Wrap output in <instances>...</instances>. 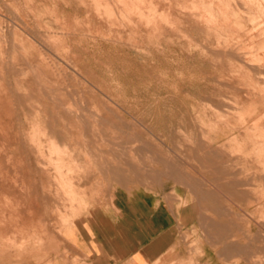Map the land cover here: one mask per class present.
I'll use <instances>...</instances> for the list:
<instances>
[{"label":"rangeland","instance_id":"1","mask_svg":"<svg viewBox=\"0 0 264 264\" xmlns=\"http://www.w3.org/2000/svg\"><path fill=\"white\" fill-rule=\"evenodd\" d=\"M102 1L0 0V127L20 141L0 149V190L13 189L0 191L1 264H53L75 212L100 189L131 188L133 166L153 162L146 154L194 176L182 188L200 192L198 157L217 131L223 155L264 172V0H132L114 22ZM251 188L250 230L238 215L236 236L264 264V180ZM178 230L189 264H201V217Z\"/></svg>","mask_w":264,"mask_h":264},{"label":"crops","instance_id":"2","mask_svg":"<svg viewBox=\"0 0 264 264\" xmlns=\"http://www.w3.org/2000/svg\"><path fill=\"white\" fill-rule=\"evenodd\" d=\"M218 137L215 131L209 149L198 157L200 192L182 188L185 180L194 176L179 172L175 163H158L156 167L153 155L146 154L153 162L133 166L131 188L122 182L117 190L100 189L101 195L88 199L81 212H75L72 223L62 233V245L56 244V253L51 256L53 264H189L187 244L181 241L178 226L181 220L196 216L201 217L202 224V237L194 235V239L203 241L199 263L231 264L228 260L234 259L237 264L238 258V264H255L254 244L250 240L240 242L236 235L240 227L238 215L245 214L250 230L246 215L252 208L248 202L252 197L251 183L264 180V172L258 169L250 174L248 171L255 169L254 162L250 163L243 154L223 155L227 139ZM155 171L164 174L159 176V183ZM170 187L179 197H174L173 206L168 205L172 204L167 191ZM194 194L200 201L201 213L192 202ZM262 242L264 251V238ZM14 258L5 261L19 264Z\"/></svg>","mask_w":264,"mask_h":264},{"label":"bare ground","instance_id":"3","mask_svg":"<svg viewBox=\"0 0 264 264\" xmlns=\"http://www.w3.org/2000/svg\"><path fill=\"white\" fill-rule=\"evenodd\" d=\"M63 2L62 3H64V0H62ZM134 1H136V0H134ZM134 1H132V0H103L102 2H101V6H104V7H106V9H105V13H107L108 14V18L111 20V22H114V19L112 18L113 17V13L114 12H116V11H120V12H128V11H131V9H132V7L130 6V4H133V2ZM112 6V7H111ZM138 9V8H137ZM154 10V8H151V10ZM149 11H150V9H149ZM99 12V11H98ZM137 13L139 14V16L140 15H142L141 17H145L146 18V21L147 22H149L151 19H150V15L148 14V15H144V14H142L141 12H138L137 11ZM57 14V12L56 11H53L52 13H50V15H56ZM122 15V14H121ZM85 20H87V21H89L90 19H89V17L88 16H86V18H85ZM129 21H132V20H129ZM18 26V25H17ZM19 27V26H18ZM14 30V29H13ZM30 31V30H29ZM1 43H3V41L1 42ZM5 44V43H4ZM7 48V47H6ZM24 50H26V49H24ZM11 53H13V52H11ZM25 54V53H24ZM29 55H31V54H29ZM25 56V55H24ZM27 56H28V53H27ZM16 57V56H15ZM30 58V57H29ZM28 58V59H29ZM219 58V57H218ZM13 59H14V57H13ZM32 63V62H31ZM35 74H36V72H35ZM36 77V76H35ZM48 80V79H47ZM32 81L33 80H28V82L29 83H32ZM41 81L42 80H40V83H41ZM48 81H50V82H48V84H49V86L51 85L52 87H54L53 86V84H51V81H52V79L51 80H48ZM39 83V82H38ZM45 84V83H44ZM44 84H41L42 86L44 85ZM47 85V84H46ZM45 86V85H44ZM23 87V86H22ZM31 87H33V86H31V84H29L28 86H27V88H29L30 90H31ZM39 87V84L37 85V88ZM52 87H50V88H52ZM53 89V91H54V88H52ZM27 90V89H26ZM38 90H40V89H38ZM43 90H45V89H43ZM27 92H29V90L27 91ZM39 92H41V91H39ZM38 92V93H39ZM44 92V91H43ZM48 92V91H47ZM55 92V91H54ZM26 93V92H25ZM33 93V92H32ZM52 93V92H51ZM34 94V93H33ZM43 94H45V93H42V95ZM263 94V93H262ZM38 95V94H37ZM41 94L39 95V96H42ZM264 95V94H263ZM26 96H27V94H26ZM4 97V98H3ZM29 97V96H28ZM31 97V96H30ZM43 98V97H42ZM46 98V97H45ZM264 98V97H263ZM262 98V99H263ZM27 99H29V98H27ZM38 99V98H37ZM4 100H5V96H2V94H0V108L4 105ZM255 100V99H254ZM27 102H28V100H27ZM37 103V102H36ZM40 103V102H39ZM62 104V103H61ZM73 104V103H72ZM253 104V103H252ZM40 105V104H39ZM68 105H69V103H68ZM74 105V104H73ZM256 105H257V103H256ZM65 105H63V107H64ZM67 106V105H66ZM71 106V105H70ZM78 107V106H77ZM76 107V108H77ZM248 107V106H247ZM68 110H70L69 108H67ZM67 109H66V111H67ZM5 110V109H4ZM63 110H65V108L63 109ZM73 110H71V112H72ZM81 111H82V109H81ZM41 113H42V111H41ZM80 113H82V115H84L83 114V112H80ZM3 113L0 111V115H2ZM77 114V113H76ZM81 115V116H82ZM78 116V115H77ZM91 118V117H90ZM95 118V120H96V118L97 117H94ZM72 120V119H71ZM79 120V119H78ZM95 120H93V121H95ZM0 121L2 122V116L0 117ZM80 121V120H79ZM78 121V122H79ZM97 123H98V121H97ZM49 124V123H48ZM12 125V124H11ZM0 126H1V124H0ZM4 126V125H3ZM70 126V125H69ZM6 128V127H5ZM3 129V128H2ZM1 129V127H0V149H2V148H6V152H7V149L9 148V147H18L19 145H20V141L17 139V138H10L9 136H8V134L6 133L5 135L6 136H4V135H2L3 133H4V131H6V129L5 130H2ZM101 129V128H100ZM100 131V130H99ZM7 132V131H6ZM51 138L52 139H56V137H55V135H53V136H51ZM57 140V139H56ZM65 140H67V138H61V141H65ZM56 142H58V141H56ZM128 145V144H127ZM54 146H56V144L54 145ZM65 146V145H64ZM62 146H60V148H61ZM63 148V147H62ZM60 149V152H61V154H63L67 149ZM58 149V148H57ZM63 151V152H62ZM22 156V155H21ZM23 157V156H22ZM160 164H163L164 162H162V161H160L159 162ZM21 170H22V168H20ZM15 172H17V171H15ZM5 177V175L2 177V179ZM5 178H7V177H5ZM5 178L3 179V180H1V181H5ZM13 189H11V188H9V187H4L2 190H0V191H2L3 193L5 192V193H7V194H11V191H12ZM54 200H56V199H54ZM57 201V200H56ZM54 203H55V201H54ZM12 207H13V205H11ZM10 206V207H11ZM17 206H20V203H16V204H14V207H17ZM3 212H4V210H0V221H2V222H4V221H7V219L5 218V215H3ZM93 215V214H92ZM8 222V221H7Z\"/></svg>","mask_w":264,"mask_h":264}]
</instances>
